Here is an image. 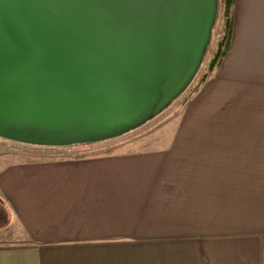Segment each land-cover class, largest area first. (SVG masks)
<instances>
[{
	"label": "crops",
	"instance_id": "0c3cea01",
	"mask_svg": "<svg viewBox=\"0 0 264 264\" xmlns=\"http://www.w3.org/2000/svg\"><path fill=\"white\" fill-rule=\"evenodd\" d=\"M231 16L224 57L170 128L0 164V239H14L0 264H264V0Z\"/></svg>",
	"mask_w": 264,
	"mask_h": 264
},
{
	"label": "water",
	"instance_id": "95a60500",
	"mask_svg": "<svg viewBox=\"0 0 264 264\" xmlns=\"http://www.w3.org/2000/svg\"><path fill=\"white\" fill-rule=\"evenodd\" d=\"M218 0H0V137L60 147L136 129L189 85Z\"/></svg>",
	"mask_w": 264,
	"mask_h": 264
},
{
	"label": "rangeland",
	"instance_id": "374dc122",
	"mask_svg": "<svg viewBox=\"0 0 264 264\" xmlns=\"http://www.w3.org/2000/svg\"><path fill=\"white\" fill-rule=\"evenodd\" d=\"M223 15L222 10L219 6L214 25L211 31V37L207 46L206 53L201 61V64L189 83L186 89L174 99L167 108L161 113L156 115L153 119L146 122L141 127L130 130L129 132L117 136L111 139L102 140L95 143L87 144L82 146L81 149H70V148H50L49 146L35 145L30 143H23L19 141H13L0 137V164L4 165L10 162L21 161V160H47L63 157H79V156H90L98 153L108 152H119L122 139L136 140L146 137L148 134H153L155 131L164 128H170L171 123L175 122L180 114L181 108L183 107L186 100H188L199 88L202 82L207 78L208 75V63L212 57L213 52L216 49L218 40L222 35L223 29ZM132 141L128 143H133ZM37 147H49V148H37ZM90 147V148H89ZM11 241L14 239H0V241Z\"/></svg>",
	"mask_w": 264,
	"mask_h": 264
},
{
	"label": "trees",
	"instance_id": "16d2710c",
	"mask_svg": "<svg viewBox=\"0 0 264 264\" xmlns=\"http://www.w3.org/2000/svg\"><path fill=\"white\" fill-rule=\"evenodd\" d=\"M234 0H219V6L222 10V15L224 19L223 23V29H222V35L220 39L217 42L216 49L212 54L211 59L208 63V71H211L215 66H217L222 58L224 57L229 42H230V36H231V26H232V6H233Z\"/></svg>",
	"mask_w": 264,
	"mask_h": 264
}]
</instances>
